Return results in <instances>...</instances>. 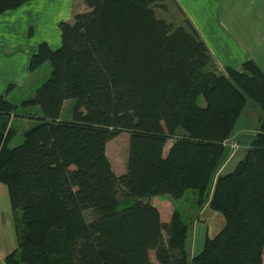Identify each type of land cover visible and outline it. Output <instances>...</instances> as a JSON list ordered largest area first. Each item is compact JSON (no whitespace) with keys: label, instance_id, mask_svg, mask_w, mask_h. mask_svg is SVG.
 Returning a JSON list of instances; mask_svg holds the SVG:
<instances>
[{"label":"trees","instance_id":"16d2710c","mask_svg":"<svg viewBox=\"0 0 264 264\" xmlns=\"http://www.w3.org/2000/svg\"><path fill=\"white\" fill-rule=\"evenodd\" d=\"M26 1L0 0V13ZM82 1L58 23L60 45L41 42L30 56L29 71L50 66L32 96L17 103L13 84L0 94V183L20 211L5 264H152L151 251L158 264H263L264 73L252 60L218 72L187 17L157 16L165 0ZM249 100L260 109L256 135L221 172ZM17 116L34 123L9 146ZM121 132L126 168L116 174L106 146ZM189 189L224 219L194 255L189 222L176 208L163 221L157 204Z\"/></svg>","mask_w":264,"mask_h":264},{"label":"crops","instance_id":"0c3cea01","mask_svg":"<svg viewBox=\"0 0 264 264\" xmlns=\"http://www.w3.org/2000/svg\"><path fill=\"white\" fill-rule=\"evenodd\" d=\"M165 5L163 11L176 9L179 19L169 18L160 8L156 9L157 16L176 25L187 17L207 45L218 72L226 67L239 69L243 62L252 60L264 73V0H165ZM83 10L82 0H29L0 13V94L6 92L9 84L17 87L30 77L29 59L38 44L46 42L51 48H57L60 45L58 23L71 21L75 12ZM259 117L258 105L247 101L231 137L237 148L230 154L231 149L226 147L221 172L232 171L245 154L256 135ZM170 144L171 141L165 153ZM191 203L189 213L195 232L189 235L187 246L194 255L202 249L205 236L217 234L224 219L209 206L198 208L196 195ZM157 204L163 221L169 220L174 208L183 214V208L167 197L157 199ZM199 221L206 222L205 227L198 225ZM13 234L12 249L17 244L14 229ZM150 258L152 264H158L153 251Z\"/></svg>","mask_w":264,"mask_h":264},{"label":"rangeland","instance_id":"374dc122","mask_svg":"<svg viewBox=\"0 0 264 264\" xmlns=\"http://www.w3.org/2000/svg\"><path fill=\"white\" fill-rule=\"evenodd\" d=\"M15 9V8H14ZM162 11L163 9L160 8ZM167 12L169 18L176 19L178 17L176 9L172 11H163ZM177 22V21H176ZM50 66L48 62L43 63L37 70L31 72L29 78H27L23 84L19 86H15L8 97L14 98L15 101L18 103L23 98H29L32 96L33 91L36 87H38L42 80L49 74ZM74 104L73 99L66 100L63 108H62V117L69 118L70 117V110L72 105ZM25 111H29L33 115H40V108L38 106L31 107L28 109H23L20 106L17 109V113L22 114ZM34 122L29 119H23L21 116L14 117L13 125L17 128L18 133L17 135L10 141L9 146H14L21 142L22 135L21 132L23 129L31 126ZM128 137L129 134L127 132H121L113 139L109 140L106 146V154L112 168L116 174H121L125 171L126 168V157H127V145H128ZM229 147V146H228ZM229 149H231L229 147ZM236 150V149H235ZM234 150V151H235ZM234 153V152H233ZM0 264H5L4 256L8 253L9 250H12V246L10 245L13 242L14 234V218L20 217V211L17 210L16 212H12L9 205V200L7 197L6 187L0 183ZM196 193L193 190L185 191L183 197L176 201V205L180 208H183L182 217L184 220L189 222L190 230L189 235L195 232V227L191 223L193 221L192 215L189 213V208L192 206L191 199L195 196ZM118 198H121V192L118 190L117 194ZM203 206H206L205 204ZM87 218L92 217V213L90 211L86 212ZM204 224L202 221H199L198 225ZM16 242V241H15ZM152 254V253H151ZM153 257V254H152ZM264 264V263H263Z\"/></svg>","mask_w":264,"mask_h":264},{"label":"built area","instance_id":"2783aa9c","mask_svg":"<svg viewBox=\"0 0 264 264\" xmlns=\"http://www.w3.org/2000/svg\"><path fill=\"white\" fill-rule=\"evenodd\" d=\"M227 146H229L231 148V152L230 154H232L234 152V150L237 148L236 142L234 139H230L228 142H226ZM220 171V169H219ZM218 173V172H217ZM217 174H215L214 179L216 178ZM208 201L205 203V205L207 206Z\"/></svg>","mask_w":264,"mask_h":264}]
</instances>
